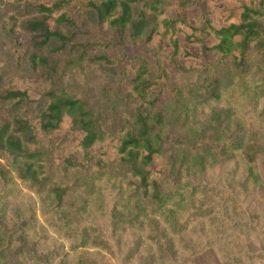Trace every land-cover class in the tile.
<instances>
[{
	"label": "trees",
	"instance_id": "obj_1",
	"mask_svg": "<svg viewBox=\"0 0 264 264\" xmlns=\"http://www.w3.org/2000/svg\"><path fill=\"white\" fill-rule=\"evenodd\" d=\"M20 1L11 0L14 5ZM137 1L140 0H35L32 10L36 18L20 22L16 32L23 43L33 48L29 55L32 68L47 67L38 78L51 81V85L41 91V98L46 101L41 111L27 117L0 118V158L4 160L0 175L7 176L4 168L13 170L18 181L35 191L45 206L44 215L53 219L50 224L44 222L48 228L45 233L58 237L55 243L59 248H64L59 237L70 239L69 253L76 256V264H97L98 258L107 259L104 253L117 256L116 252L125 247L122 235L142 232L138 221H131L134 218H146L154 225L150 226L155 232L152 243L144 249L154 262L160 249L173 247V235L183 233L172 228L169 218L179 214L188 222L211 216L215 222L223 211H207L202 177L198 175L207 166V159L214 165L221 157L240 151L246 165V181L254 186L263 183L256 166L252 134L245 135L252 143L247 147L244 135L234 139L224 127L217 128L211 122L200 127L193 124L190 134L177 133L173 140L176 148L168 153L165 145L169 142V129L178 123L180 111L167 119L161 105L174 99L186 100L187 87L169 81L172 69H196L211 55L235 69H248L252 49L260 56L259 63H264V0H142L145 6L134 20L130 5ZM191 4H201L202 11H196ZM170 8L172 14L168 12ZM83 9L95 14V38L79 43L78 54L66 61L63 70L84 68V63L119 67L117 87H125L126 98L135 101L132 108L123 110L121 120H115V116L102 119L85 99L57 82L51 74L55 67L37 52L51 41L64 46L70 40L56 29L57 25L65 24L72 34L79 32L82 24L74 14ZM10 18L17 22L14 15ZM127 35L151 43V58L133 51L120 57L104 52L110 47L126 49ZM223 91L217 78L206 83L200 104L219 102ZM101 93L109 95V89H101ZM6 101L30 104L33 99L26 89L0 88V102ZM177 110L172 107V111ZM223 114L230 116L229 103ZM187 127L188 123L181 122L180 128ZM229 138L231 142L226 145ZM50 155L55 156L51 162L63 167L64 175L78 174L74 188L46 170ZM101 177L104 179L99 180ZM108 185L104 192H113L114 200L102 199L108 212L104 231L84 223L87 216L83 214L92 211L102 186ZM74 190L76 195L72 197ZM13 235L6 237V244L0 249L2 264H23L12 263L3 256H18L25 251V263L48 264L53 256L62 262L56 253L49 256L54 249L48 245L12 249L9 242ZM91 236H97L98 241L94 242ZM138 248L137 243L135 249ZM232 249L213 247L217 264H229L235 258ZM149 255L147 263L151 261Z\"/></svg>",
	"mask_w": 264,
	"mask_h": 264
},
{
	"label": "rangeland",
	"instance_id": "obj_2",
	"mask_svg": "<svg viewBox=\"0 0 264 264\" xmlns=\"http://www.w3.org/2000/svg\"><path fill=\"white\" fill-rule=\"evenodd\" d=\"M34 3L35 0H22L14 5L11 0H0V88L26 89L33 99L30 104L0 102V118H11L14 115L32 116L41 111L46 103L45 99L41 98V91L50 87L51 81L38 76L43 74L47 67L40 65L37 69L32 68L29 55L33 48L23 43L22 36L16 33L20 22L36 18L37 15L32 10ZM130 6L135 20L145 5L140 0ZM191 7L199 12L203 9L201 4L197 6L191 4ZM168 12L172 14L173 9L170 8ZM10 15H14L17 22H12ZM74 17L82 24L79 32L72 34V30L65 24L57 25L56 29L70 40L64 46H60L57 41H51L37 49V52L49 65L55 67L51 74L59 80L57 82L75 96L85 99L100 113L102 119L115 116V120H121L123 110L132 108L135 101L126 98L125 87H117L121 74L119 67L84 63V68L76 66L63 70L66 61L78 54L77 45L95 38L94 12L83 9L75 13ZM105 37L112 40V36ZM125 44L126 49L110 47L104 52L110 57H120L126 51H133L150 59L154 51L153 45L144 42L141 37L134 39L127 35ZM251 52L252 64L248 69H235L232 65H226L225 61H218V57L214 55L209 56L196 69L186 67L172 69L169 81L187 87V95L184 97L186 100L174 99L171 102L166 101L161 106L166 109L167 119L180 111L178 123L175 126L171 125L169 129V142L165 145L168 153L174 152L176 148L173 140L177 133L190 134L188 131L193 129V124L200 127L206 122H211L217 128L224 127L226 129L224 131L234 139L252 134L255 137L254 149L257 151L256 166L263 183L254 186L250 180L246 181V165L240 151H235L230 157H221L214 165L206 158L207 166L203 172H198V175L202 177L201 190L205 194L207 211L219 209L223 211L215 222H212L211 216L198 221L190 219L188 222H184V217L179 214L169 218L172 228L183 233H175L174 239L170 242L173 247L165 248L163 245L165 249H160L154 262L153 256L144 250L152 243L155 232L150 226L154 225L146 218H134L131 221H138L137 227H142V232H126L122 235L125 247L116 252L117 256L104 253L107 259L98 258L97 264H217L215 260L217 255L213 247L219 246L225 249L233 248L235 258L230 260L229 264H264V63H259L260 56L253 49ZM215 78L219 79V84L224 87L222 99L217 103L201 105L199 101L204 95L205 84ZM104 88L109 89V95L101 93V89ZM228 103L231 109L229 117L223 114ZM173 106L178 110L172 111ZM183 121L189 124L186 129L180 128ZM230 142L231 138L225 140L226 145ZM249 143L252 145L250 141ZM249 143L245 136L244 145L251 147ZM54 157L50 155L46 160V170L73 187L78 174L67 172L64 175L63 167L51 162ZM2 162L4 160L0 158V163ZM4 173L7 174L6 177L0 175V249L6 244V237L14 233L9 242L12 249L35 244L38 249L48 245L54 249L48 253L49 256L56 253L62 258L60 263L53 256L48 264H76V256L69 253L70 239L59 237L64 244V248H59L55 243L58 237L45 233L48 228H45L44 222L50 224L53 219L44 215L45 206L35 191H31L27 184L18 181L13 170L4 168ZM81 176L83 175L80 174L79 177ZM103 179L104 177H101L99 180ZM109 185L102 186L99 191L97 208L95 205L92 211L89 209L83 214L87 216L84 217V223H92L104 231L108 212L107 203L102 199L106 201L107 197H110L114 200L113 192H104V187ZM75 195L74 190L71 196ZM234 204L236 210H233ZM79 220L83 223V219ZM163 226L161 218L160 227ZM220 230H223L221 234ZM92 238L95 240L97 236H91ZM96 241L98 240L94 242ZM99 242L104 244L101 240ZM137 243L139 248L136 250ZM150 253H153V250ZM25 255L26 251L22 255L10 257L9 254H5L3 257L12 263L20 261L23 264H35L25 263L27 261ZM148 255L151 258L150 263H147Z\"/></svg>",
	"mask_w": 264,
	"mask_h": 264
}]
</instances>
